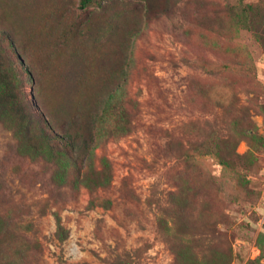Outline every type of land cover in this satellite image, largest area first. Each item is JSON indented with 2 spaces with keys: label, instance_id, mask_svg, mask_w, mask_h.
Listing matches in <instances>:
<instances>
[{
  "label": "rangeland",
  "instance_id": "1",
  "mask_svg": "<svg viewBox=\"0 0 264 264\" xmlns=\"http://www.w3.org/2000/svg\"><path fill=\"white\" fill-rule=\"evenodd\" d=\"M235 2L0 0L18 101L85 115L74 162L0 102V264H264V0L254 32Z\"/></svg>",
  "mask_w": 264,
  "mask_h": 264
},
{
  "label": "trees",
  "instance_id": "2",
  "mask_svg": "<svg viewBox=\"0 0 264 264\" xmlns=\"http://www.w3.org/2000/svg\"><path fill=\"white\" fill-rule=\"evenodd\" d=\"M93 0H81V5L83 8L87 7L92 3ZM235 10L239 17V22L241 29L247 32H254L253 29V11L252 7L245 2V0H236ZM20 47V44H17ZM17 46V47H18ZM8 58H2L0 60V87L1 97L0 102L6 105L12 112L19 116V121L21 124V130L23 134L28 138V142L33 143L31 138L33 135H39L40 138L44 141L45 144L50 146L51 150L56 151L58 154L64 155L67 160L74 161L78 159L77 147L79 146V124L80 118L85 116L80 111H75L72 116H70V122L68 125L62 124L59 126L58 119L54 116L53 113L46 114L44 113L37 104L33 103L28 109L27 105L23 102L18 101L17 95L14 93L12 88V82H14V77L16 78L17 73L14 71L15 67V53L13 52L12 45L8 44ZM13 56V57H12ZM20 60V59H19ZM22 66H24V62ZM21 64V63H20ZM11 67V79L8 75V70L5 66ZM116 94L111 92L108 94V100L112 101L115 98ZM110 104V102H109ZM91 120L94 121V117H91ZM56 128L61 131V137L59 134H56ZM32 129L36 131L32 132ZM58 140L62 141V146L67 149L66 152L64 149L59 150L56 148V143ZM84 143V141H83ZM51 155H53L51 153ZM218 155V145L216 140H211L204 148L198 151L199 158H214ZM76 156V158H75ZM240 182L241 179L238 178ZM224 259V263L227 264L229 260L228 255H222L219 259Z\"/></svg>",
  "mask_w": 264,
  "mask_h": 264
}]
</instances>
